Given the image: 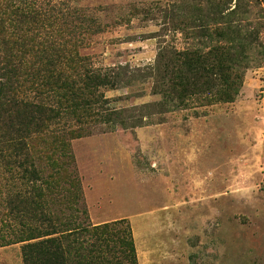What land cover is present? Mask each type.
I'll list each match as a JSON object with an SVG mask.
<instances>
[{
	"label": "rangeland",
	"instance_id": "obj_1",
	"mask_svg": "<svg viewBox=\"0 0 264 264\" xmlns=\"http://www.w3.org/2000/svg\"><path fill=\"white\" fill-rule=\"evenodd\" d=\"M223 1L80 3L105 28L80 39V53L115 69L117 86L103 93L119 115L111 124L58 121L34 134L38 181L0 153V264H25L24 248L39 239L19 238L44 235L49 220L109 224L104 255L113 261H124L131 236L137 264H264V0L254 6L260 47L235 102L203 97L174 110L154 86L162 49L212 46L204 16ZM64 128L81 135L55 138Z\"/></svg>",
	"mask_w": 264,
	"mask_h": 264
},
{
	"label": "trees",
	"instance_id": "obj_2",
	"mask_svg": "<svg viewBox=\"0 0 264 264\" xmlns=\"http://www.w3.org/2000/svg\"><path fill=\"white\" fill-rule=\"evenodd\" d=\"M82 1L0 0V153L3 161L23 168V175L33 181L40 180L29 156L34 134H49L58 121L111 124L119 115L107 108L103 93L117 86L115 69L95 68L80 53V39L105 31L101 19L80 6ZM257 2L227 0L223 10L214 6L204 16L201 32L212 45L207 52L160 51L154 86L165 104L174 108L203 97L211 104L235 102L250 68V54L260 47L263 24L254 12ZM52 134L81 135L73 128ZM48 222L44 235L19 238L39 239L24 248L25 264H137L131 236L123 262L104 255L112 251L106 245L109 224Z\"/></svg>",
	"mask_w": 264,
	"mask_h": 264
}]
</instances>
